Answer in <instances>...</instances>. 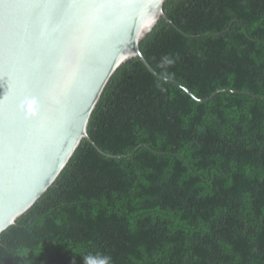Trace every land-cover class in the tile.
Returning a JSON list of instances; mask_svg holds the SVG:
<instances>
[{
    "label": "trees",
    "instance_id": "16d2710c",
    "mask_svg": "<svg viewBox=\"0 0 264 264\" xmlns=\"http://www.w3.org/2000/svg\"><path fill=\"white\" fill-rule=\"evenodd\" d=\"M0 264H264V0H166ZM223 88L236 90L221 91Z\"/></svg>",
    "mask_w": 264,
    "mask_h": 264
},
{
    "label": "water",
    "instance_id": "95a60500",
    "mask_svg": "<svg viewBox=\"0 0 264 264\" xmlns=\"http://www.w3.org/2000/svg\"><path fill=\"white\" fill-rule=\"evenodd\" d=\"M166 0H96L57 16L54 0H0V235L54 184L116 70L139 57ZM39 5V7H38ZM233 91L223 88L217 90ZM96 147L108 156L99 146Z\"/></svg>",
    "mask_w": 264,
    "mask_h": 264
},
{
    "label": "snow or ice",
    "instance_id": "6c2138e0",
    "mask_svg": "<svg viewBox=\"0 0 264 264\" xmlns=\"http://www.w3.org/2000/svg\"><path fill=\"white\" fill-rule=\"evenodd\" d=\"M94 3H96V0H54V3L50 6L56 10L57 16H64L68 11L76 7H89Z\"/></svg>",
    "mask_w": 264,
    "mask_h": 264
},
{
    "label": "clouds",
    "instance_id": "9594fccd",
    "mask_svg": "<svg viewBox=\"0 0 264 264\" xmlns=\"http://www.w3.org/2000/svg\"><path fill=\"white\" fill-rule=\"evenodd\" d=\"M84 264H111V258L108 256L102 257L99 261L91 255L84 257Z\"/></svg>",
    "mask_w": 264,
    "mask_h": 264
}]
</instances>
